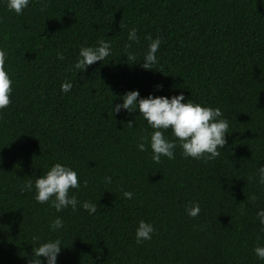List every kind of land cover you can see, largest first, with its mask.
I'll use <instances>...</instances> for the list:
<instances>
[{
	"label": "trees",
	"instance_id": "1",
	"mask_svg": "<svg viewBox=\"0 0 264 264\" xmlns=\"http://www.w3.org/2000/svg\"><path fill=\"white\" fill-rule=\"evenodd\" d=\"M132 27L138 42L127 41ZM145 35L162 41L153 69L141 67ZM98 39L110 41V56L77 72L79 47ZM0 48L12 81L0 110V264H27L33 236L61 239L56 264H264L252 251L264 245L255 215L264 208V0H30L20 15L0 0ZM133 89L219 108L229 132L220 154L197 160L177 146L153 162L147 143L137 148L152 131L142 116L111 112ZM57 162L77 172L69 194L96 203L94 214L79 203L57 212L21 191ZM192 203L196 217L185 212ZM57 216L63 227L49 231ZM139 220L154 233L137 244Z\"/></svg>",
	"mask_w": 264,
	"mask_h": 264
},
{
	"label": "clouds",
	"instance_id": "2",
	"mask_svg": "<svg viewBox=\"0 0 264 264\" xmlns=\"http://www.w3.org/2000/svg\"><path fill=\"white\" fill-rule=\"evenodd\" d=\"M30 0H6V7L15 14L20 15L22 10L29 6ZM148 41L147 50L143 55L141 67L153 69V65L158 63L156 53L161 44L159 36L153 38L145 35ZM137 30L132 27L127 32V41L138 42ZM129 43H125L124 50L127 59L135 61L136 57L127 49ZM111 54V43L106 39H98L94 45H81L77 52V58L72 65L78 71H84L87 66L97 61H104ZM7 53L0 48V110L10 104L11 79L6 71ZM57 58L64 59L62 52L57 51ZM157 89L161 85L156 86ZM72 88L70 81H63L60 84V91L67 93ZM120 102L112 105L111 112L119 113L121 110L127 112L137 111L146 121L150 133L141 135L137 148L146 151L145 144L151 149V159L159 164L161 157L168 159L174 158V149L179 146L181 155L194 159L204 158L206 160L215 159L220 153L219 149L226 144L228 132V121L223 117L221 110L217 107L202 105L186 99L183 93L164 96L153 95L141 97L138 90L125 91L119 97ZM128 127H133V121L127 122ZM170 130L174 139L165 136V131ZM257 183L264 185V164L257 169ZM107 179V177L105 178ZM251 179V178H250ZM80 182L77 172L70 166L62 163H54L46 169L43 175H39L35 180L29 179L21 191H33V198L38 203L50 202L52 208L60 212L64 208L77 210L80 208L87 211L90 215L97 210V204L88 200L78 201L76 195L69 194L70 189H79ZM126 199H132V193L124 191L122 193ZM257 197L249 195V200L255 204ZM185 212L189 217H196L200 212L198 203H192L185 207ZM256 217L264 230V208H258ZM63 227V220L54 217L48 225L49 231L55 232ZM154 233L151 222L139 220L135 228V242L137 244L150 240ZM35 247H32V256L27 264H56L57 256L61 251L62 242L59 237L41 240L38 236L32 237ZM253 253L258 260H264V245H254Z\"/></svg>",
	"mask_w": 264,
	"mask_h": 264
}]
</instances>
